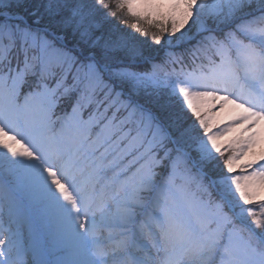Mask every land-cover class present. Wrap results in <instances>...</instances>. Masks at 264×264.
Listing matches in <instances>:
<instances>
[{
    "label": "snow or ice",
    "instance_id": "obj_1",
    "mask_svg": "<svg viewBox=\"0 0 264 264\" xmlns=\"http://www.w3.org/2000/svg\"><path fill=\"white\" fill-rule=\"evenodd\" d=\"M0 264H264V0H0Z\"/></svg>",
    "mask_w": 264,
    "mask_h": 264
}]
</instances>
